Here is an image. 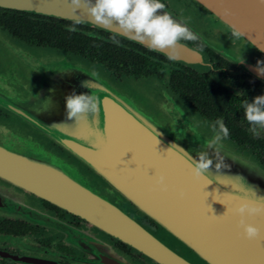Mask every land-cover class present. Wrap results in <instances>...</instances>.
<instances>
[{
    "label": "water",
    "instance_id": "water-1",
    "mask_svg": "<svg viewBox=\"0 0 264 264\" xmlns=\"http://www.w3.org/2000/svg\"><path fill=\"white\" fill-rule=\"evenodd\" d=\"M196 1L230 28L244 33L242 37L264 54V0ZM68 3L0 0V5L69 21V16L83 15L80 9L71 13ZM83 23L128 38L115 25L105 28L88 20ZM176 54L177 60L183 61L196 57L182 45ZM0 61L5 64L0 70V109L20 122L15 132L55 142L90 170L117 200L133 205L157 228L150 232L126 219L113 203L73 173L71 161L33 145L31 160L15 155L18 161L12 180L17 185L83 218L158 264H193L182 251H189L202 264H264V214L245 217L246 223L261 230L256 240H248L238 226L239 217L228 211L240 200L264 206V168L224 140L218 153L225 167L217 171V156L207 149L212 130L166 88L136 79L114 81L79 57L30 47L1 32ZM244 66L264 81L257 65ZM85 82H92V88L85 87ZM73 92L98 96V113L79 123L69 120L65 97ZM201 151L208 152L213 168L209 175L195 178L185 153L195 159ZM158 175L165 177V190L155 184ZM27 217L45 225L51 220L37 208ZM161 239L169 240L167 244L178 250ZM96 242L104 250L95 249L92 254L102 264H134L109 243ZM0 256L11 258L2 252ZM34 263L43 264L41 260Z\"/></svg>",
    "mask_w": 264,
    "mask_h": 264
},
{
    "label": "flooded vegetation",
    "instance_id": "flooded-vegetation-1",
    "mask_svg": "<svg viewBox=\"0 0 264 264\" xmlns=\"http://www.w3.org/2000/svg\"><path fill=\"white\" fill-rule=\"evenodd\" d=\"M161 2L166 6L163 11L185 24L196 37L192 41L179 42V45L196 55L193 61L177 59L169 61L166 54L152 51L137 41L82 23V27L89 31L95 30L102 34L99 35L100 38H106L112 43L125 44L129 50L137 52L142 61L139 67L133 70L135 74L126 67V73L118 77L103 66L94 65L112 76L115 81L133 78L171 90L181 98L186 107L205 121L210 129L216 120H222L229 129V137L225 140L238 152L252 155L264 166L261 160L264 158V129H260L258 135L253 134L243 109L244 101H251L253 97L264 94V81L249 72L244 64L257 65L258 61L264 62V54L243 37L235 38L232 35V28L196 0ZM2 6L18 10L9 5ZM32 13L56 17L45 12ZM105 32L107 35H104ZM4 66L5 64L0 61V70ZM19 123L0 109L2 148H0V252L14 259H27L31 261L29 264L39 260L43 264H102L101 259H94L92 254L95 249L101 251V248H104L97 245V239L109 243L134 264H158L141 251L105 233L65 208L34 195L12 180L18 161L15 155L31 160L32 145L38 150L69 160L79 169L90 172L55 142L49 139L42 140L40 137L32 139L28 134L15 132L17 128L19 129ZM93 191L113 203L115 209L126 219L139 223L150 232L156 230L155 224L141 215L130 203L112 202L105 198L104 194L113 196L105 186ZM32 208H37L48 215L51 218L50 222L45 225L30 220L27 215ZM161 241L173 250H178L167 244L169 240ZM181 254L193 264H202L189 251H182ZM11 258L0 256V264H28Z\"/></svg>",
    "mask_w": 264,
    "mask_h": 264
},
{
    "label": "clouds",
    "instance_id": "clouds-1",
    "mask_svg": "<svg viewBox=\"0 0 264 264\" xmlns=\"http://www.w3.org/2000/svg\"><path fill=\"white\" fill-rule=\"evenodd\" d=\"M165 7L161 0H69V11L77 13L80 9L83 15L69 16L72 24L67 27L68 31L75 32L76 26L85 20L105 28H112L115 25L128 38L146 44L152 51L164 52L169 61H174L178 59L176 50L179 42L192 41L196 37L185 24L163 11ZM84 15L88 18L85 19ZM89 35L93 34L89 33ZM232 35L239 39L244 33L234 28ZM256 70L264 74V62L258 61ZM84 86L92 88L93 83L85 82ZM99 106L100 98L92 93L73 92L65 97L66 116L69 120H75L78 123L87 120L91 114H97ZM243 109L245 119L251 125V131L258 135L259 130L264 129V94L253 97L251 101H244ZM211 130L213 136L208 141L207 149L214 150L218 160L214 167L218 171L225 167L224 158L219 155L218 147L229 137V129L222 120L218 119L211 125ZM185 154L190 161L189 167L193 177L200 178L213 168V160L207 151L199 152L195 159ZM155 184L161 190L167 187L163 175L155 178ZM228 211L239 217L238 226L242 228L245 239L256 240L260 236V228L252 223H246L245 217L264 214V206L240 200Z\"/></svg>",
    "mask_w": 264,
    "mask_h": 264
},
{
    "label": "trees",
    "instance_id": "trees-1",
    "mask_svg": "<svg viewBox=\"0 0 264 264\" xmlns=\"http://www.w3.org/2000/svg\"><path fill=\"white\" fill-rule=\"evenodd\" d=\"M70 24H72V21L38 13L18 11L0 5V32L30 47L49 48L65 52L81 58L94 67H96L94 64L101 65L116 77L126 73V67L130 69L131 73H134L133 70H136L142 62L138 53L129 50L125 44L112 43L106 38H100L99 35L102 36V34L95 30L89 31L86 27H82V24L76 26L77 31L70 32L67 27ZM89 33L95 35H89ZM104 35H107V32ZM128 79L133 78L123 80ZM113 80L115 81L114 78ZM167 90L172 93L171 90ZM172 94L181 100L179 96ZM227 142L232 146L229 141ZM232 148L238 152L233 146ZM240 154L251 157L264 168L263 164L252 155ZM261 160L264 162V158H261Z\"/></svg>",
    "mask_w": 264,
    "mask_h": 264
},
{
    "label": "rangeland",
    "instance_id": "rangeland-1",
    "mask_svg": "<svg viewBox=\"0 0 264 264\" xmlns=\"http://www.w3.org/2000/svg\"><path fill=\"white\" fill-rule=\"evenodd\" d=\"M11 148H13V147H11ZM26 148H28V147H26ZM73 167H74V174L75 175H77L80 179H81V181L86 185V186H88L89 188H91V189H94V190H96V189H100V188H102V186H105L103 183H101L99 180H98V178L96 177V178H94V175L93 174H91L90 172H88V171H84V170H81L82 172H80V170H78L79 168L78 167H76V165H72ZM101 186V187H100ZM100 187V188H99ZM111 192V191H110ZM103 194H104V192H102ZM112 193V192H111ZM113 194V193H112ZM105 196V198H107V199H109V200H111L112 202H118L119 200H117V198L113 195V196H109V194H104ZM125 202V201H124ZM36 204V206H38V203L37 202H35Z\"/></svg>",
    "mask_w": 264,
    "mask_h": 264
}]
</instances>
